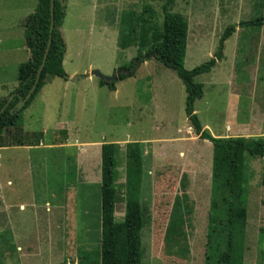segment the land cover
<instances>
[{"label":"rangeland","instance_id":"rangeland-1","mask_svg":"<svg viewBox=\"0 0 264 264\" xmlns=\"http://www.w3.org/2000/svg\"><path fill=\"white\" fill-rule=\"evenodd\" d=\"M98 2L102 9L98 8L96 14H101L96 18L92 0H70L67 7L66 44L78 73L98 71L109 76L114 67H127L137 49L121 52L112 38H117L122 13L138 15L143 5L153 7L156 22L166 35L164 52L171 54L177 29L163 21L165 0ZM260 3L174 0L172 13L182 15L188 23L185 69L213 56L226 27L262 17ZM36 5L37 0H0V80L4 82L0 99L16 88L17 67L28 61L20 23ZM7 33L12 35L11 42L4 38ZM223 55L215 70L197 79L204 87L202 99L194 105L197 117L214 138H262L264 27L236 28ZM77 88L78 97L74 91L69 94L68 112L59 103L58 110L51 108L49 114L58 111V120L78 122L79 141L90 144L69 142L61 133L51 137L57 128L51 121L42 122L45 143L33 159L28 160L23 148H7L1 153L0 264H79V252L100 256V147H118L115 219L121 221L126 205L128 143L139 144L143 160L139 199L142 264H204L212 146L193 134L184 113L185 89L176 75L151 61L135 79L118 85V96L99 87L96 79L80 82ZM37 125L32 121L30 126ZM41 159V164L36 162ZM247 166L244 264H264V172L258 158L247 159Z\"/></svg>","mask_w":264,"mask_h":264},{"label":"trees","instance_id":"trees-1","mask_svg":"<svg viewBox=\"0 0 264 264\" xmlns=\"http://www.w3.org/2000/svg\"><path fill=\"white\" fill-rule=\"evenodd\" d=\"M260 1L263 9L262 17L242 22L238 26L226 27L218 40L214 55L191 70H186L184 67L188 23L182 15L172 13L174 0H165L162 6L163 21L177 29L172 51L168 56L164 52L167 49L166 35L156 22L157 16L152 6L143 5L138 15L134 12H126L121 17L119 45L122 50L135 47L137 55L126 68L118 69L120 74L116 81L131 77L139 65L151 60L172 71L185 89L184 113L191 130L196 137L209 142L212 146L204 264H244L250 180L247 159H260L264 172V137L250 141L242 137L227 139L212 137L202 128L198 117L194 114V103L203 95V85L196 79L211 73L223 60L225 42L231 38L236 28L264 27V0ZM49 7L50 0H37L36 8L24 21L23 43L25 49L30 52V58L18 67L16 88L6 98L0 99L1 110L7 104L8 97L16 94L0 115V149L33 148L40 145L43 140L41 133H28L23 130V113L52 78H67L62 68L65 44L60 32L65 19L66 6L62 7L59 0H54L52 41L39 82L24 109L10 114L18 103V97L24 98L34 84L49 35ZM99 84L114 91V82L100 81ZM117 153L118 147L114 144L101 146V175L98 190L101 255L99 256L97 252H79V264H142L143 218L139 202L143 183L141 147L139 144L126 146V205L121 221L115 219Z\"/></svg>","mask_w":264,"mask_h":264},{"label":"crops","instance_id":"crops-1","mask_svg":"<svg viewBox=\"0 0 264 264\" xmlns=\"http://www.w3.org/2000/svg\"><path fill=\"white\" fill-rule=\"evenodd\" d=\"M69 1L70 0H67V3L65 5L66 6L65 19H64L63 26L60 29L61 36H62L63 42L65 44V54H64L63 59H62V68H63L65 74L67 75V78L66 79H61V78H57V77L52 78L47 84L44 85V87L40 90V92L37 94V96L34 98V100L31 102V104L28 106V108L25 109V111L23 113V130L25 132H28V133H41L43 135V140H42V142L40 143V145L38 147H33V148H25V147H23L24 151H26V154L29 157L28 158L26 156L28 158V160H31V159L34 158V156L36 154L35 151L40 152V150L44 147L43 146V144L45 143L44 142V133L41 132L43 130L42 129V122H51V121H53V123L57 126V128H55V129H53L51 131V137H54V135H56L55 133H59V134L61 133V134H64L65 137H67L69 142L75 141V142L81 143L79 140H80V138L82 136V131L80 130L81 128H80V125L78 124V122L75 123V122H73V120H70V121L69 120H67V121L58 120L59 116H56L58 111L56 112V114L54 116L49 114L51 108H54V110H58V104L59 103H60V108H62L64 106V110L67 111V112L69 111V107H65L68 104V102H69V104H71V98H69V94H71V92L74 91L75 92L74 97H78V92H77L78 88L77 87L80 84V82L82 83V82L86 81L88 83H91V81L93 79H96L97 82H98V86L99 87H105L108 91H110L107 88V86H100V84H99L100 80H98L97 78L91 76L92 72L88 73L87 75H84V74L78 73L77 70L74 69V63H73L74 60H73V58H71V56L69 54L68 47H67V44H66V37H65V30H66V27H67L66 24H67V21H68L67 20V17H68L67 7H68V4H69ZM91 6H92V11L95 14V18H96L97 15L101 14V13H97L96 14V11L98 10V8L102 9V5L100 4V2H98V0H92ZM28 12H30V11H28ZM126 12H123L122 15L125 14ZM122 15L119 17L120 25L118 24V29H117V31L115 33V34H117V38H116V40H114V38H112V42H114V41L116 42L117 50H119L121 52L126 51V50L131 49V48H134L136 50V48L133 47V46L122 50L120 45H119L120 44V29H121V17H122ZM99 17L97 19H99ZM25 19H23V20L25 21ZM24 21H22V23H20L21 24L20 27H21L22 35H23V24H24ZM4 38L7 41L11 42L12 35L10 33H7V34H5ZM27 52L29 53V58H30V52L28 50H26V53ZM136 55H137V51H136ZM136 55H135V57H136ZM29 58H28V60H29ZM151 61H153V60H151ZM151 61H147V62L141 64V68H145L147 65H149V63ZM129 63L130 62H128L127 65ZM20 65L21 64H19L18 67ZM216 66L214 67L213 70L216 69ZM139 67H140V65H139ZM139 67L135 70L134 74L131 77L126 78V79H131V80L135 79L136 75H138V73H139V71L141 69ZM120 68H123V67H119V66L114 67L112 69V72H111V74L112 73L113 74L114 73L117 74V75H115V77H116L115 80H113L114 81V91H110V92L114 93L115 96L119 95L118 94V90H119L118 89V85L121 84V82H123L124 80H126V79H124V80H117L116 81V79L118 77V74H119L117 72H119L118 69H120ZM90 69H91V67L89 66L88 69H87L88 72H89ZM2 71L4 72L3 69H2ZM103 76L109 78V76H106V75H103ZM113 81L107 82V83H112ZM3 83L4 82L0 80V87L2 85H4ZM203 89H204V87H203ZM203 95H204V93H203ZM203 95H202V97H203ZM202 97H201V99H202ZM199 100H197V101H199ZM195 103H194V105H195ZM193 110H194V114L197 116V113H196V110H195L194 106H193ZM32 121H34V123H36V122L39 123L41 126L40 125H37L35 127L30 126L32 124ZM201 126H202V124H201ZM28 127H29V129H28ZM202 128L205 130L206 127L202 126ZM200 141H203V140H200ZM81 144L86 145V144H90V142L89 141H85L84 143H81ZM128 144H137V143H128ZM128 144H126V145H128ZM100 149H101V147H100ZM6 150H7V148L0 149V158L3 157L1 153L2 152H6ZM31 152H33L34 154L31 153ZM211 155H212V153H211ZM31 157H33V158H31ZM42 160L43 159H41L40 161L32 160V162L36 161V162H39L41 164ZM29 164H30V166L28 165V167L31 170L32 169L31 163H29ZM210 177H211V168H210ZM8 184H9V182H8ZM38 206H40V205H37V204L35 205V207H38ZM20 209H23V206H20Z\"/></svg>","mask_w":264,"mask_h":264},{"label":"water","instance_id":"water-1","mask_svg":"<svg viewBox=\"0 0 264 264\" xmlns=\"http://www.w3.org/2000/svg\"><path fill=\"white\" fill-rule=\"evenodd\" d=\"M60 2V5L62 7H65L66 3H67V0H59ZM49 11H50V24H49V35H48V40H47V44H46V47H45V50H44V54H43V58H42V61H41V64L36 72V75H35V81H34V84L32 85V87L30 88V90L28 91V93L26 94V96L24 98H21V97H18V103L17 105L15 106L14 110H11L10 111V114H13V112H19L21 111L22 109H24L26 103L30 100V98L32 97L33 93L35 92V89H36V86L39 82V79H40V75H41V72L45 66V63H46V60H47V56H48V53H49V49H50V45H51V41H52V33H53V28H54V0H50V7H49ZM91 76L97 78L98 80L100 81H103V82H111L113 80H115V76H113L112 78H107V77H104L103 75L100 74V72L98 71H94L91 73ZM16 94H13L11 96L8 97V100H7V104L0 110V115L6 110L7 108V105L8 103L14 98Z\"/></svg>","mask_w":264,"mask_h":264}]
</instances>
